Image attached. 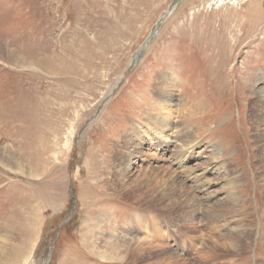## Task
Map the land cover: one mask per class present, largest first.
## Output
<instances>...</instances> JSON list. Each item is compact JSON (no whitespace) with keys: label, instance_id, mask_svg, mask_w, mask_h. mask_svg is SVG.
Masks as SVG:
<instances>
[{"label":"rangeland","instance_id":"374dc122","mask_svg":"<svg viewBox=\"0 0 264 264\" xmlns=\"http://www.w3.org/2000/svg\"><path fill=\"white\" fill-rule=\"evenodd\" d=\"M173 1L0 0V264H136L97 253L127 225L190 261L202 209L238 189L247 251L264 257V0H179L167 16ZM164 118L193 149L182 176L154 147ZM156 167L185 179L172 210L162 185L133 179ZM189 194L195 233L176 219Z\"/></svg>","mask_w":264,"mask_h":264},{"label":"bare ground","instance_id":"6f19581e","mask_svg":"<svg viewBox=\"0 0 264 264\" xmlns=\"http://www.w3.org/2000/svg\"><path fill=\"white\" fill-rule=\"evenodd\" d=\"M262 97L264 98V93H263ZM261 117H262V119H264V114L261 115ZM166 119L167 118L163 119L164 124H163L162 128L169 131L170 140L167 139V137L161 135V133H158L157 135H155V137H153V139L156 142L154 144V147L155 148L158 147V149H160V150L165 149L164 153L169 155V158L170 157L172 158L171 159L172 160V162H171L172 167L178 171V174L180 176H182L181 174H186V172L188 170L185 163H186V161H188L190 159V155H191V153H193L192 152L193 149H190L187 152L184 151L181 139L183 137H185V135H179V130L177 129V127H173L174 122H173L172 118H171V120H172L171 126L167 127L166 123H165ZM166 143H169V144H166ZM149 145L151 146L152 149H154V147L151 144H149ZM258 147H259V151H260V155L258 157L260 164H264V143L260 144ZM121 163L123 164V166L126 167L125 168L126 170H129L128 168L130 167V159L127 158V161L125 160ZM168 168L160 169V168L156 167L154 169L139 170V171L134 172L135 178L133 177V179L136 180L137 182L150 180L156 186L162 185V186H160L161 190H162L161 194L159 193L156 196V198L158 201H161V202H163L164 198H166V200L168 202L166 203L164 208H165V210H172L175 208V206H177V204L179 202L182 201L180 199V197H183V196L179 195V198L177 197L178 199L175 201H170L169 196L172 195V192H173L172 189L174 186L175 187H182L184 185L183 181L185 179H183V181H182L180 176L178 174H176L175 170H173V171L171 170V172H170ZM166 170L170 173L168 178L166 180H164L163 183H160L159 181L156 183L155 182L156 180H158L160 178L163 179L165 177L164 175H166L165 174ZM123 173H125L124 175L128 174L127 172H125V170H123ZM195 175H196V173H195ZM195 175L193 176V174H192V177L190 176V179H193L192 185H194L197 188H202V186L204 184L202 182H200V180H198L197 177L194 178ZM258 175H259V173H258ZM258 181H259V184L261 183L259 185L260 191L264 192V172H263V174L261 173L258 176ZM128 185H129V183H128ZM167 185H169V186H167ZM207 185H209V184H207ZM164 186H167L166 192H164ZM206 189H207L206 187L205 188L203 187L202 192L205 193ZM229 189L231 190L232 187H230ZM178 190H180V189L178 188ZM178 190H177V192H178ZM212 190H213V188H212ZM232 190H234V189H232ZM215 192H217V191H215ZM207 193H208V191H207ZM229 193H231V192H229ZM208 194H210V193H208ZM187 202H188V204H187L188 206L186 205L187 211H184L181 214L177 215L176 219H178V221L183 222V224H184L183 226H185V229H187L190 233H195V231H196L195 220L197 218L196 214L199 211V208H198L199 202L196 198L191 196V194H189ZM209 203H210V201L207 202L208 205H206L205 209H202L203 210V217L202 218L205 221L204 229L202 230L203 233L200 236L195 237L196 242H198V244L200 245L199 246L200 250L198 252L194 253V255H196L195 257H193V258H192V256L190 257V258H192L190 261H187V259H183V258L179 257L177 254H174L166 246L160 245V243H159V245H156V244H152L151 241L149 242L145 239L141 240V239H137V237H136V239L130 237L128 233H136V232H134V230L131 231L130 229H127L128 225L125 229L121 228L122 229L121 232L118 229L117 230L115 229V231L112 230V232L109 235V238L104 242V245L101 246L102 250L100 248L97 250L98 256L103 261L104 260L105 261L119 260L122 262L128 261V262L136 263V264H189V262H192V264H219L218 260L228 259L227 257L231 255L234 257H239V259L242 258L245 261L247 260L248 264H264V257H262L261 259L256 258L254 253H253V255H251L247 251V249L249 247V243H251V239H250L251 236L249 234L250 230L248 228L249 226L251 227V224L248 223L244 219V216H243V207L245 205V199H244V196L242 195V190L238 189L234 193L232 192L230 194L229 198L226 199L225 201L215 202V204H213V205H209ZM262 207H263V211L260 212V216L264 222V202H263ZM143 218H145V217H143ZM146 221H147V219H146ZM146 221L144 219H142L140 216V218L137 220V224L140 223L138 226H140V225L144 226ZM178 221H177V225L180 223ZM130 226H132L131 223H130ZM179 230H181V229H179ZM205 230H206V232H204ZM259 231H261V230H259ZM155 232H156V229H155ZM160 234H162V233H160ZM261 234L264 235V233L260 232L259 233L260 237H261ZM189 241H191V240H189ZM174 244L175 243L173 242V245ZM175 246H176V244H175ZM192 247H195V246L192 245ZM190 249H192V248H190Z\"/></svg>","mask_w":264,"mask_h":264},{"label":"water","instance_id":"95a60500","mask_svg":"<svg viewBox=\"0 0 264 264\" xmlns=\"http://www.w3.org/2000/svg\"><path fill=\"white\" fill-rule=\"evenodd\" d=\"M178 1H179V0H174L173 3L169 6V10H168L167 16H169V15L172 13L175 4H176ZM161 24H162V20H159V21L157 22V24H156L154 30L152 31L150 37H149L148 40L146 41L145 46H146V44H148V43H149V42L155 37V35H156L157 31H158V28H160ZM145 46H143V48H142V50H141L140 52L143 51V49L145 48ZM136 60H137V57H136V59L134 60V63H136Z\"/></svg>","mask_w":264,"mask_h":264}]
</instances>
